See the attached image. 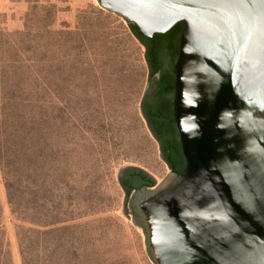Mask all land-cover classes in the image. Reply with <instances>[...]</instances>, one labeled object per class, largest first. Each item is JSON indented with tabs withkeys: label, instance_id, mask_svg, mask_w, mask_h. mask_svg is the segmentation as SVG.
Instances as JSON below:
<instances>
[{
	"label": "water",
	"instance_id": "water-1",
	"mask_svg": "<svg viewBox=\"0 0 264 264\" xmlns=\"http://www.w3.org/2000/svg\"><path fill=\"white\" fill-rule=\"evenodd\" d=\"M96 2L148 39L182 23L172 113L184 168L167 166L161 182L130 165L116 172L122 214L149 261L264 264V0ZM149 73L139 111L151 134L142 111ZM131 169L155 185L127 195L121 180Z\"/></svg>",
	"mask_w": 264,
	"mask_h": 264
},
{
	"label": "rangeland",
	"instance_id": "rangeland-1",
	"mask_svg": "<svg viewBox=\"0 0 264 264\" xmlns=\"http://www.w3.org/2000/svg\"><path fill=\"white\" fill-rule=\"evenodd\" d=\"M0 31L19 32L13 40L20 46L37 47L27 57L44 59V68L31 67L29 93L32 144L46 159L51 183L42 216L39 202L31 219H22L7 203L0 173V235L9 264H22L19 228L64 226L72 229L61 233L54 264H152L141 233L122 214L116 177L121 165L157 182L168 174L139 111L148 80L143 45L96 0H0ZM58 236H46L48 249Z\"/></svg>",
	"mask_w": 264,
	"mask_h": 264
},
{
	"label": "trees",
	"instance_id": "trees-1",
	"mask_svg": "<svg viewBox=\"0 0 264 264\" xmlns=\"http://www.w3.org/2000/svg\"><path fill=\"white\" fill-rule=\"evenodd\" d=\"M135 37L145 47L146 62L149 67V80L155 82L156 90L146 93L150 99L143 98L144 116L153 127L161 142L162 158L172 172L180 173L185 165L181 154L178 134L173 122V64L177 57L178 40L182 31V23L176 24L163 35L156 34L152 39L136 33V27L129 24ZM19 32L3 33L0 31V173L5 189V195L12 213H20L22 219H31L30 213L34 205L40 203V211L44 208L46 193L51 183L45 170L46 159L41 151L33 148L34 112L31 109L33 87L31 67L44 68V59L34 62L28 53L32 54L37 47L30 42L20 46L13 40ZM23 54H26L23 57ZM159 79L156 81V75ZM147 97V96H146ZM35 153V156L34 154ZM127 181L121 182L126 194L141 187L151 188L155 181L142 171H128ZM36 206V207H37ZM44 211L40 214H42ZM31 223V222H29ZM51 225V224H49ZM48 226L42 225L43 228ZM72 229L71 226L56 228L54 231L46 228L36 231L30 227L19 228L17 233L19 253L22 264H49L60 261V250L63 247L62 232ZM56 232L59 236L55 241V249H48L46 236ZM34 235H37L36 254L33 255ZM0 264H9L0 235Z\"/></svg>",
	"mask_w": 264,
	"mask_h": 264
},
{
	"label": "flooded vegetation",
	"instance_id": "flooded-vegetation-1",
	"mask_svg": "<svg viewBox=\"0 0 264 264\" xmlns=\"http://www.w3.org/2000/svg\"><path fill=\"white\" fill-rule=\"evenodd\" d=\"M155 77H156V81H157V80L159 79V74H157ZM155 90H156L155 82L153 83L151 80H149V81H148V87H147V89H146L145 94L148 93V92H151V91H152V93L154 94V93H155ZM146 96H147V97H146ZM144 98H146V99H150V97H149L148 95H144ZM142 111H143V109H142ZM143 114H144V112H143ZM144 117H145V116H144ZM145 119H146V121H147V124H148V126H149V129H150V131H151L152 136H153L154 139L157 141V143L159 144L160 149H161V142H160V140H159L157 134L155 133L153 127L149 124V122H148V120H147L146 117H145ZM161 154H162V153H161ZM125 181H127V178H123V179L121 180V182H125ZM124 189H125V188H124ZM137 189H138V188H137ZM134 190H136V189H134Z\"/></svg>",
	"mask_w": 264,
	"mask_h": 264
}]
</instances>
